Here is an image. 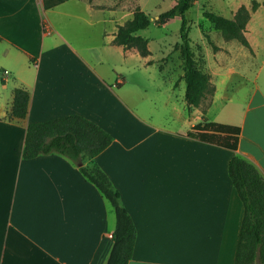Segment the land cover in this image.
<instances>
[{
	"label": "crops",
	"instance_id": "crops-1",
	"mask_svg": "<svg viewBox=\"0 0 264 264\" xmlns=\"http://www.w3.org/2000/svg\"><path fill=\"white\" fill-rule=\"evenodd\" d=\"M114 4L0 0V87L8 92L0 100V264H107L116 228L111 203L80 165L65 156L23 158L29 123L70 114L96 122L113 137L93 161L119 191L134 221L136 241L129 264H235L244 205L229 164L242 155L264 176V129L246 130L248 113L264 108V93L255 89L247 108L224 110L217 117L215 76L220 73L205 68L216 87L205 116L209 123L239 129L237 151L188 135L204 114L201 107L190 111L182 81L173 106L178 118L187 116V127L154 124L139 105L135 110L128 106L122 92L129 82L126 73H118L113 84L80 37L69 38L58 26L73 17L82 21L83 29L104 10H112L113 21L120 13ZM122 24L106 34L108 48L138 57V51L113 42ZM257 28L251 17L246 35L252 47ZM17 53L33 63L15 69ZM12 66L16 82L10 85V76L3 73ZM18 87L30 92L29 112L25 119L10 120Z\"/></svg>",
	"mask_w": 264,
	"mask_h": 264
},
{
	"label": "rangeland",
	"instance_id": "rangeland-1",
	"mask_svg": "<svg viewBox=\"0 0 264 264\" xmlns=\"http://www.w3.org/2000/svg\"><path fill=\"white\" fill-rule=\"evenodd\" d=\"M97 1L115 3L113 8L120 11L119 15H116L112 21V10H104L97 14L93 25H85L83 29L80 26L82 21L71 17L64 23H58L61 32L69 38L73 34L78 35L82 43L91 50V58L97 63L100 62V65L96 67H103L113 84L118 79V73H126L125 77L129 82L122 92L125 93L124 98L128 106L133 110L136 105H139L140 111L153 117L154 124H161L167 128H186L187 116L178 118L173 106L174 103L176 104L174 98H177L183 87H186L180 51L182 19L176 18L161 26L154 22L160 14L171 9L178 0ZM254 1L261 3V6L252 15L257 24L258 33L252 37L254 46L251 45V49L237 40L225 39L215 25L204 16L205 12H213L233 18L242 5L251 8ZM137 8L143 10L152 20V24L147 29L139 32V35L149 40L151 52L149 58L141 55L125 57L119 51L108 48V35L114 32V25L117 26L118 23H125L131 19ZM42 14L44 17L43 9ZM186 19L190 29L194 58L199 67H214L213 70L220 73L215 76L218 95L213 113H216L218 117L224 110L247 108L255 89H258L259 93H264V0H195L193 7L186 13ZM206 35L209 36L211 44ZM131 50L136 53L138 51L137 48H131ZM16 55L18 58H15V69L27 67L33 63L25 54L17 53ZM13 68V66L9 67L8 72L3 73L5 76H10V85L16 82ZM210 77L214 78L212 75ZM181 81L183 87L178 86ZM173 86H175L174 89ZM7 95V89L0 87V100L3 101ZM212 97V95L207 96L198 106L201 107L203 114L207 112ZM231 98L232 100L229 101ZM257 100L258 98L252 106H257ZM180 103L181 101L178 104ZM195 108L192 107L190 111L192 112ZM247 119V131L261 132L264 129V108L252 109Z\"/></svg>",
	"mask_w": 264,
	"mask_h": 264
},
{
	"label": "trees",
	"instance_id": "trees-1",
	"mask_svg": "<svg viewBox=\"0 0 264 264\" xmlns=\"http://www.w3.org/2000/svg\"><path fill=\"white\" fill-rule=\"evenodd\" d=\"M194 2L195 0H178L171 9L154 20L157 25L161 26L176 18L182 19L180 51L183 58V79L186 83L185 99L189 109L200 106L207 96H213L216 91L210 74L205 68L199 67L194 58L190 29L186 19V13L193 7ZM260 6L261 3L257 1H254L251 8L242 5L233 18L213 12H205L204 16L215 25L225 39L237 40L251 49V44L246 37L247 26L252 12L257 11ZM151 24L152 20L149 16L137 8L131 19L118 26L114 44L124 49L137 48L141 56L148 57L151 54L149 40L139 35V32L147 29ZM206 37L211 44L209 36L206 35ZM30 100L31 95L26 88H15L8 118L10 120L25 119L29 112ZM205 114L204 112L202 122L195 125L188 135L237 151L239 129L209 123ZM112 142V135L96 122L79 114H70L42 122L29 123L23 158L33 159L40 155L57 153L79 164L82 174L111 203L116 215V228L112 234L113 247L107 264H129L136 241L134 221L121 203L119 191L114 187L108 175L93 161ZM229 175L244 205L235 264H264V176L255 164L242 155H235L231 159Z\"/></svg>",
	"mask_w": 264,
	"mask_h": 264
}]
</instances>
